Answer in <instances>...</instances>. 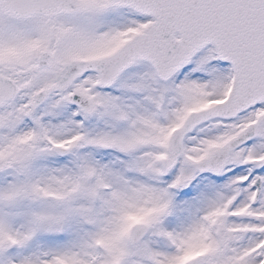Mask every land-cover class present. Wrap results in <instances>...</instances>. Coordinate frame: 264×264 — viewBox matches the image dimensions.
<instances>
[{"label": "snow or ice", "instance_id": "6c2138e0", "mask_svg": "<svg viewBox=\"0 0 264 264\" xmlns=\"http://www.w3.org/2000/svg\"><path fill=\"white\" fill-rule=\"evenodd\" d=\"M0 264H264V0H0Z\"/></svg>", "mask_w": 264, "mask_h": 264}]
</instances>
